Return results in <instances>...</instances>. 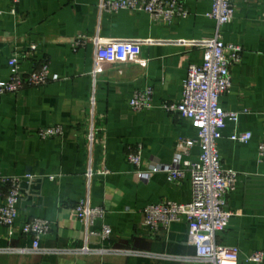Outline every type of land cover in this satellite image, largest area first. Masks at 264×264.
<instances>
[{
	"label": "crops",
	"instance_id": "0c3cea01",
	"mask_svg": "<svg viewBox=\"0 0 264 264\" xmlns=\"http://www.w3.org/2000/svg\"><path fill=\"white\" fill-rule=\"evenodd\" d=\"M100 1L24 0L15 5L0 0V82L10 78L13 56L27 74L48 63L51 74L60 77L18 95L0 96V175L31 177L22 183L15 234L0 225V264H200L187 260L196 253L187 223L155 233L143 214L148 205L163 200L190 203V172L185 170L177 183L164 173L141 182L128 155L142 148L141 170L152 162L171 164L179 138L195 136L189 121L162 106L180 102L188 68L203 61L200 42L216 36L217 24L206 17L213 0H183L189 17L170 24L157 23L145 13H106ZM234 9L221 37L227 45L241 46L243 55L231 69L232 87L220 105L239 112L240 119L227 123L219 150L223 167L239 174V185L227 196L234 216L217 242L237 247L240 264H252L249 256L264 252V160L258 157L264 139V3L235 0ZM96 40L139 41L141 54L135 62L99 63ZM146 87L155 91L153 109L132 110L130 101ZM52 127H61L63 135L41 139L39 131ZM235 132H250L253 139L235 143L230 139ZM198 155L194 149L192 159ZM6 194L0 186V206ZM84 199L105 210L92 230L110 226L108 240L87 241L75 212ZM34 219L52 227L42 239L43 249L70 252L21 253L33 239L20 229ZM85 246L111 253H77Z\"/></svg>",
	"mask_w": 264,
	"mask_h": 264
},
{
	"label": "built area",
	"instance_id": "2783aa9c",
	"mask_svg": "<svg viewBox=\"0 0 264 264\" xmlns=\"http://www.w3.org/2000/svg\"><path fill=\"white\" fill-rule=\"evenodd\" d=\"M20 4L24 0H10ZM235 0H213L212 9L206 14L209 20L217 24L216 36L200 42L204 49L203 61L200 65H191L183 81V92L179 103H166L162 109L168 113H176L191 123L195 136L181 137L177 143L175 158L171 164L152 162L147 170H141L142 148L132 151L128 161L137 169L136 177L141 182H148L151 176L164 173L168 180L177 183L185 178V170L189 171L192 180V200L184 204L171 200H163L148 205L143 214L145 224L151 231L168 230L175 223L185 222L188 225V237L195 248V256L187 259L200 264H240V251L237 247L218 244L217 237L226 231L234 214L227 208V196L236 191L239 185V174L232 169H225L221 162L219 143L228 122L238 124L239 112L225 111L220 99L232 87V67L242 61L243 48L239 45L225 44L221 37V28L229 24L235 14ZM264 3V0H258ZM100 8L106 13L131 11L145 13L157 23L170 24L177 19L189 17V11L183 0H101ZM2 12L0 11V15ZM96 43V60L99 63L117 64L135 62L141 54V42L116 40ZM81 45V41L76 43ZM37 50V46H32ZM10 78L0 82V96L18 95L24 89L38 88L60 80L59 75H52L48 63L27 74L23 71L16 56L10 58ZM155 91L146 87L137 91L130 101L134 111H150L153 109ZM63 129L52 127L41 129L39 136L43 140L61 137ZM230 139L239 144H248L253 135L250 132H235ZM194 149L199 150L197 159H192ZM258 157L264 160V139L258 146ZM91 177V173L88 174ZM30 176L19 177L0 175V186L7 189V194L0 206V225L9 230L10 236L16 232L19 217V205L22 200V183ZM78 220L86 228L87 241L91 237L108 240L113 230L104 226L101 231H93L95 221L104 217L105 210L92 207L89 200H81L75 207ZM49 221L34 219L21 229L23 236L32 237L29 249L20 251L24 254L49 255L68 254L70 251H48L42 248L43 237L51 231ZM93 252L111 253L110 250L92 251L88 246L78 250L79 254ZM126 256H140L134 251H112ZM152 256V255H150ZM162 258L170 260V256ZM252 264H264V252L257 251L247 259Z\"/></svg>",
	"mask_w": 264,
	"mask_h": 264
}]
</instances>
